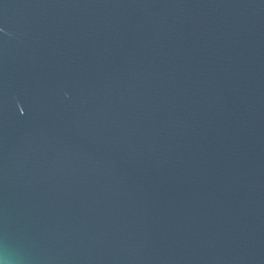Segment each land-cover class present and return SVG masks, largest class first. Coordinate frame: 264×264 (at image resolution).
Returning a JSON list of instances; mask_svg holds the SVG:
<instances>
[{"label":"water","instance_id":"obj_1","mask_svg":"<svg viewBox=\"0 0 264 264\" xmlns=\"http://www.w3.org/2000/svg\"><path fill=\"white\" fill-rule=\"evenodd\" d=\"M0 264H264V0H0Z\"/></svg>","mask_w":264,"mask_h":264}]
</instances>
